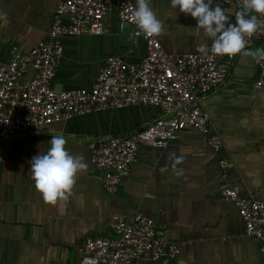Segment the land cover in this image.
<instances>
[{"label": "crops", "instance_id": "1", "mask_svg": "<svg viewBox=\"0 0 264 264\" xmlns=\"http://www.w3.org/2000/svg\"><path fill=\"white\" fill-rule=\"evenodd\" d=\"M134 5L136 0H133ZM57 0H0V51L8 62L47 39ZM235 23L242 8L218 1ZM162 22L159 40L166 52L185 55L211 46L196 21L170 5L149 0ZM66 20V19H64ZM111 5L102 35L84 34L62 40L61 59L51 85L56 91L90 88L109 57L139 64L145 41L133 35ZM255 50L257 47H250ZM252 56L236 55L226 82L202 100L211 131L223 140L220 154L200 132L187 129L166 146L143 144L124 174L116 194L106 191L104 173L91 161L95 139L123 136L161 116L157 106L137 105L96 111L43 125L38 134L0 141V264H80L88 238L113 236L110 217L135 214L154 220L168 241L180 249L178 264H263L258 243L245 234L236 207L221 194L219 160H231L229 182L245 198L264 195V90L253 84ZM34 77L29 69L22 81ZM63 135L66 148L87 167L79 171L71 193L56 203L44 201L34 185L30 161L49 147L51 136ZM132 264H150L141 259Z\"/></svg>", "mask_w": 264, "mask_h": 264}, {"label": "built area", "instance_id": "2", "mask_svg": "<svg viewBox=\"0 0 264 264\" xmlns=\"http://www.w3.org/2000/svg\"><path fill=\"white\" fill-rule=\"evenodd\" d=\"M218 1L237 8H243L244 3V0ZM111 5L116 6L122 23L133 26V35L145 41V58L132 65L109 57L90 88L56 91L51 79L61 59L62 40L84 34L102 35ZM134 10L133 0H57L55 19L47 39L26 54L15 52L8 62L2 60L0 51V141L36 135L43 125L96 111L137 105L159 107L161 116L147 126L91 143V161L104 173L103 184L110 194L117 193L122 177L143 144L163 147L177 133L193 129L206 137L214 153L220 154L223 140L211 131L209 114L201 103L226 82L236 55H204L200 51L170 54L162 47L159 35L146 37L136 28ZM246 41L247 48H264V26L246 37ZM253 65L257 74L253 86L264 90V61L254 58ZM29 69L34 71V77L22 81ZM219 165L221 194L238 210L245 234L258 243L264 264V195L241 196L228 179L235 164L221 158ZM110 227L113 236L85 241L80 264L86 257L94 258L96 264H132L138 259L150 264H178L179 247L168 241L165 231L143 214L132 217L113 214Z\"/></svg>", "mask_w": 264, "mask_h": 264}, {"label": "clouds", "instance_id": "3", "mask_svg": "<svg viewBox=\"0 0 264 264\" xmlns=\"http://www.w3.org/2000/svg\"><path fill=\"white\" fill-rule=\"evenodd\" d=\"M170 5L190 15L196 21V27L211 40L210 48L204 45L199 48L202 54L228 57L239 54L264 61V48L250 50L246 47V37L264 26V0H244L243 8L233 13L235 23L230 22L229 14L218 0H170ZM133 20L146 37L162 32V22L150 7L149 0H136ZM0 22L6 23V18L0 16ZM66 143L63 135L51 136L47 150L30 161L35 188L48 203L67 199L77 173L87 167L80 157L67 150ZM81 264H96V260L86 257Z\"/></svg>", "mask_w": 264, "mask_h": 264}]
</instances>
